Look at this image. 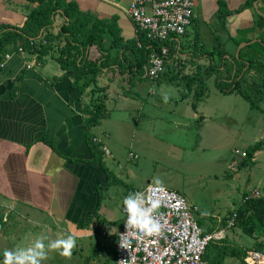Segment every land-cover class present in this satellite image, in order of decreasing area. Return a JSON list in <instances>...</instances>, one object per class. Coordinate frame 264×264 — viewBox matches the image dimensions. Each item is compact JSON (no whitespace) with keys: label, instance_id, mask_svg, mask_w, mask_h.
Instances as JSON below:
<instances>
[{"label":"crops","instance_id":"obj_1","mask_svg":"<svg viewBox=\"0 0 264 264\" xmlns=\"http://www.w3.org/2000/svg\"><path fill=\"white\" fill-rule=\"evenodd\" d=\"M70 1L76 2L81 11L90 13L91 22L100 19L109 29L103 34V46H91L88 50L89 57L104 64L97 80L107 93L104 101L107 115L90 129L102 152L103 165L92 160L80 111L88 96L91 99L95 95L91 92L92 85L81 93L72 85V72L62 69L52 54L38 61L24 50H12V56L0 66V219L6 217L0 230L4 231L0 244L7 241L13 249L29 247L47 235L62 237L64 232L78 239L92 237L97 230L90 223L102 217L115 224L118 211L121 212L119 229L123 221L122 198L145 186L136 185L131 181L132 175H125L126 167L118 160L120 141L131 136L128 140H134L136 148L147 145L150 138L157 136L143 122L160 113L170 123L166 141L184 149L180 143L193 125L200 130L203 121L217 123L221 119L223 96L242 97L252 110L254 107L240 93L223 94L214 84L217 75L223 77V62L232 59L225 47L229 40L237 44L249 42L238 50V56L235 53L237 59L240 57L245 62L244 70L248 69L246 61L253 53L258 54L260 68L264 69V55L258 51L264 46V26L258 25L260 14L253 2L247 6V0H193V15L185 33L172 34L161 42L159 55L164 59V71L169 74L167 80L178 89L182 81L185 83L183 75L201 74L210 63L218 65L219 73L209 76L207 80H213V87H209L207 96L195 109L191 102L188 109L179 104L169 109L157 94L161 91L162 77H158L159 81L150 80L147 65L141 67V60H136L135 52L131 51L130 43L136 41L140 31L125 10L131 0ZM28 6V0H0V23L21 25ZM257 6L264 13V2L258 0ZM112 17H115L113 21ZM64 20L62 10L58 9L50 31L56 33ZM111 28L119 38L116 47L110 46ZM26 62L31 64L30 68L25 67ZM184 99L183 96L180 101ZM133 123L132 136L128 134ZM114 135L118 138L115 145ZM260 151L262 148L254 155ZM115 184L126 186L121 199H109ZM115 248L116 243L114 252Z\"/></svg>","mask_w":264,"mask_h":264},{"label":"rangeland","instance_id":"obj_2","mask_svg":"<svg viewBox=\"0 0 264 264\" xmlns=\"http://www.w3.org/2000/svg\"><path fill=\"white\" fill-rule=\"evenodd\" d=\"M241 43L237 44L231 40L225 43V47L231 53L230 56H235ZM262 54L264 55V50ZM249 59L251 67L247 74L252 73L256 64L252 56ZM227 64H230L228 60ZM168 77L169 74L161 78V91H157L161 98H163L162 93L168 94L169 99L167 102L163 99V105H167L170 109L175 104H179L188 109L193 100L192 92L187 93L183 90V87L186 89L183 81L178 89L175 88L174 83H169L167 80ZM206 82L211 89L213 80ZM248 82L249 85L252 84L251 77ZM242 86L254 98V108L249 110L247 102L235 94L223 96L221 119L217 123H212L209 119L203 121L200 123L202 128L200 130L193 125L194 128L189 133H185V140L180 143L184 149H178L166 141L169 138L170 123H167V118L164 120L165 116L160 113L143 122V125L153 130L151 132L157 136L150 138L147 145L136 148L134 140H128L131 136L120 141L121 150L118 160L126 167L125 175L134 177L131 179L133 183L144 186L149 180L150 183L156 184L158 178L162 181V185L178 190L188 203L197 207L194 216L203 232H211L219 228L224 230L225 237L210 243L209 250L214 249L217 252L213 243H219L217 245L226 250L232 248L236 255L226 254L220 264H239V252L253 250L255 243L260 242L261 251L264 252V234L260 229L256 227L254 232L257 234L251 236L245 233L239 224H234L233 227H228L226 224V220L243 204V194L264 197V147L259 154H253V161L249 160V156L242 157L240 154L243 150L250 154L255 142L264 138V97L263 94L259 95L253 91L254 86ZM183 96L185 99L181 102ZM86 102H89V96ZM134 125L135 123L129 126L132 131L128 135H134ZM117 139L114 135V145ZM130 152L137 157L130 156ZM125 187L122 184L113 185L109 199H121ZM116 210L118 211L117 208ZM120 217L121 212L118 211L115 224L102 217H99L98 221H92L90 226L94 231L97 230L95 231L97 234L79 239L74 236L77 247L73 250L71 258L61 256L58 251H49L43 264H114V246ZM3 233L4 231L0 232V241ZM67 235H69L67 232H64L62 237L47 235L45 243ZM5 249H13L12 244L7 241L0 244V264H3ZM215 251L206 259L209 264H216Z\"/></svg>","mask_w":264,"mask_h":264},{"label":"trees","instance_id":"obj_3","mask_svg":"<svg viewBox=\"0 0 264 264\" xmlns=\"http://www.w3.org/2000/svg\"><path fill=\"white\" fill-rule=\"evenodd\" d=\"M28 1L30 6H28L25 19L21 25L0 23V60L6 52L16 50L18 47H21L28 54H35L38 61H40L47 54H52L62 69L72 72V85L81 93H83L87 87L92 85L91 92L95 95L89 99V102L82 104L80 111L83 114V124L86 129L87 141L93 153L92 160L98 161L103 165L101 159L102 152L98 149L97 143L93 141L90 129L99 124L100 120L107 115V109L104 102L107 98V93L105 92V88L98 84L97 80V74L104 64L102 60L89 57L88 50L91 46L101 48L103 46V34L107 33V31L109 32V29L106 28L104 22L100 21V19L95 18L94 21L91 22L92 18H90V13L81 11L77 3L74 1ZM36 1H38L37 4L32 6V4ZM261 1L264 2V0ZM252 2L253 0H247L246 5H252ZM58 9L62 10V15L66 20H64V22L59 26L56 33H52L50 31V27ZM114 19L115 17H112L111 21ZM258 25L261 27L264 26V17L261 15H259ZM41 31L42 34L39 35ZM118 40L119 38L116 37V32L111 28L110 46H118ZM58 42H63V44L59 45ZM135 42L134 40L131 41L130 45H133V47L130 48L132 49L131 51L135 52L133 54L135 55L136 60H141V67H143V65H147L148 56L152 51H155L157 54H161L162 41H153L148 39L145 32L142 30L137 32ZM262 42L264 43L263 39ZM260 49H258V51L263 52L264 46L262 45ZM225 52L226 50L223 48L222 54ZM256 55L258 56V54ZM106 59H108V57H106ZM228 61L230 64L227 66V61L225 60L223 62V66L225 67L223 78H226V80L220 79L222 78L219 77L220 74L219 76L217 75L214 79L215 86L223 94L232 93L234 91L240 93L249 102V105L253 107L255 105L254 98H252L250 93L248 94L242 86H247L249 79L247 71L251 66L249 65L248 69L244 70L243 67L245 66V62L241 60L240 57L237 59L234 56L231 61ZM237 61L239 62L238 64ZM248 61L250 62V59H248ZM139 66V62H136V67L139 68ZM216 66L218 65L210 63L206 66L205 70L203 67L204 71L201 74L183 75V78H185L184 86L187 87V93L192 92V108L195 109L197 103L207 96L209 86L206 81L214 72L219 73V69ZM255 67L259 70L261 69L260 64H256ZM232 73H234L235 76L241 74L240 80H231L230 78ZM165 75H167V73L163 71L162 74L159 75V78L164 77ZM159 78L157 79L158 81ZM172 79H176V76ZM191 80L193 83H191ZM253 82L256 90L264 86V79L259 81L253 79ZM191 84H195L194 88ZM40 138L43 139L44 135L42 134ZM46 142L52 145L50 140L47 139ZM263 145L264 139H260L252 146L253 150L250 154L245 151V154L246 156H249L250 161H252L254 152L261 149ZM235 212L237 215L235 225L239 224L245 233L254 236V234H257L254 232L257 227L264 234L263 196H249L246 193L243 194V204L239 206ZM209 244L204 253L205 260L210 256L211 252L215 251L214 249L209 250ZM213 244L216 245L217 248V252L215 251L216 264H220L226 254L236 255L232 248L226 250L224 247H219L217 245L219 243ZM261 247L262 245L260 242L255 243L253 250L261 251ZM239 253V264H247L243 260L246 250H242ZM207 264L209 263L207 262Z\"/></svg>","mask_w":264,"mask_h":264},{"label":"built area","instance_id":"obj_4","mask_svg":"<svg viewBox=\"0 0 264 264\" xmlns=\"http://www.w3.org/2000/svg\"><path fill=\"white\" fill-rule=\"evenodd\" d=\"M193 5V0H131L125 10L136 23L137 29L144 31L148 39L164 41L172 34L185 33L191 23ZM17 51L22 52L23 49L18 47ZM12 52L3 55L0 66L12 56ZM25 67L30 68L31 64L26 62ZM163 71V57L152 51L148 56L146 68L148 78L156 80ZM102 149L108 153L105 146H102ZM240 154L242 157L246 156L244 150ZM130 155L132 156L131 153ZM137 191L160 202L156 216L162 225V230L158 235H147L137 231L125 236L124 243L128 249L122 248L119 240L120 235L126 233L127 220V212L123 204L127 195L124 196L121 202L123 221L116 233L114 264H121L122 260H127L124 264H207L204 259L205 250L209 243L225 237L224 230L219 228L211 232H203L194 216L197 207L188 203L178 190L149 182L132 192ZM236 217L234 212L226 220L228 227L234 226ZM5 221V216L0 219V230ZM243 260L247 264H263L264 253L246 250Z\"/></svg>","mask_w":264,"mask_h":264},{"label":"clouds","instance_id":"obj_5","mask_svg":"<svg viewBox=\"0 0 264 264\" xmlns=\"http://www.w3.org/2000/svg\"><path fill=\"white\" fill-rule=\"evenodd\" d=\"M165 102L169 97L167 93H162ZM156 184L162 185V181L157 178ZM123 204L127 212L125 223L126 233L120 235V246L126 248L124 237L135 232L147 235H158L161 233L162 225L157 219L156 213L160 207V202L150 199L143 192H130L124 198ZM46 238H38L33 245L15 249H5L3 252V264H43L47 259L49 251H58L66 258H71L73 250L77 247L76 238L69 234L64 238H58L45 243ZM127 260H122L124 264Z\"/></svg>","mask_w":264,"mask_h":264},{"label":"flooded vegetation","instance_id":"obj_6","mask_svg":"<svg viewBox=\"0 0 264 264\" xmlns=\"http://www.w3.org/2000/svg\"><path fill=\"white\" fill-rule=\"evenodd\" d=\"M251 56H252V58H253V60H255V62H256V64H260V61H261V59L256 55V53H253V54H251ZM251 56H249V57H251ZM239 59V58H238ZM249 59V58H248ZM248 59H247V61L246 62H249L248 61ZM256 64H255V66H256ZM249 65H250V62H249ZM234 72H235V70H234ZM248 75V77H251V79H252V84L251 85H249L248 83L250 82H248L247 83V87H253L254 86V82H253V79H256L257 81H259V80H261V79H264V69H257V67H254V70L252 71V73L251 74H247ZM253 76V77H252ZM240 78H241V74H238L237 76H235L234 75V73H232V75H231V80L232 79H236L237 81H239L240 80ZM220 79H222V80H226V78H220ZM229 79V80H230ZM251 83V82H250ZM232 84H235V83H232ZM253 91H255L256 93H258L259 95H261V94H263V97H264V86H262V87H260L258 90H256L255 88L253 89ZM257 94H255V96H256Z\"/></svg>","mask_w":264,"mask_h":264},{"label":"water","instance_id":"obj_7","mask_svg":"<svg viewBox=\"0 0 264 264\" xmlns=\"http://www.w3.org/2000/svg\"><path fill=\"white\" fill-rule=\"evenodd\" d=\"M257 1H258V0H254V1H253V5H254V7L256 8V10L258 11V13L264 17V13L258 9ZM248 43H249V42H242V43L239 45V47H238V49H237V51H236V56H238L237 53H238V50L240 49V47L243 46V45H246V44H248Z\"/></svg>","mask_w":264,"mask_h":264}]
</instances>
